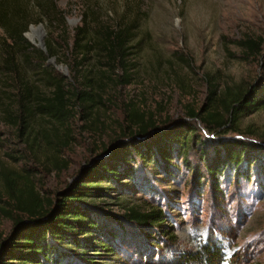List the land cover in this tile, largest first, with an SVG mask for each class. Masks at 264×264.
Segmentation results:
<instances>
[{
	"label": "rangeland",
	"instance_id": "1",
	"mask_svg": "<svg viewBox=\"0 0 264 264\" xmlns=\"http://www.w3.org/2000/svg\"><path fill=\"white\" fill-rule=\"evenodd\" d=\"M54 1L64 11V21L61 25L50 24L45 18L32 20L29 25L37 29V35L25 37L35 47L44 48L48 40L56 48L60 38H65L70 46L74 27L80 23L81 11L88 4L101 17L117 18L123 14L125 18L137 19L129 54L134 62L131 77L127 82L119 81L116 74L122 70L117 67L112 74L115 80L103 79L101 94L105 100L92 105L90 125L86 123L85 110L76 101L71 104L73 112L66 124H58L47 115H36L31 128H21L4 122L0 114V162L20 174L15 177L17 185L29 181L42 196L53 198L78 177L84 164L104 155L103 146L108 148L115 143L121 126L127 123L124 103L129 100L160 122L187 120L197 127L186 155L192 165L195 152L204 156L205 144L214 134L195 118L188 119L185 112L188 108H206L208 80H214L219 90L224 83L242 87L260 83L264 89V0ZM37 24L42 25L43 46L38 44ZM30 32L27 27L25 33ZM245 37L260 39V53L244 54L238 40ZM65 53L63 46L46 57L44 63L79 87L73 62ZM89 62L98 65L93 58ZM236 122L239 129L249 126L254 131L243 135L227 131L224 136L264 145V136L259 133L264 131V104L238 116ZM54 131L59 137L68 133L70 136L65 144H57L56 151ZM184 154L185 150H173L167 167L150 162L145 172L133 171L132 177L122 175L120 180L127 185L113 187L108 182L112 185L108 192L95 198L102 199V205L115 213H121L123 205L140 209L159 207L164 214L162 228H149L147 238L144 227L125 224L123 231L111 239L113 249L104 251L108 255H94L93 262L72 260L70 264H206L198 256L206 241L218 248L220 264H264V152H251L255 159L249 166L248 178L243 177L242 165L217 173L215 180L221 195H213L205 178L199 183L193 181L190 165L183 162ZM63 159L65 165L61 166ZM128 162L135 167V161ZM256 162L263 166V171L257 169ZM118 194L122 197L119 203L114 200ZM11 225V220L0 214L3 235ZM92 235L93 239L98 236L95 231ZM187 254L192 257H181ZM59 263L63 264L64 259Z\"/></svg>",
	"mask_w": 264,
	"mask_h": 264
},
{
	"label": "trees",
	"instance_id": "2",
	"mask_svg": "<svg viewBox=\"0 0 264 264\" xmlns=\"http://www.w3.org/2000/svg\"><path fill=\"white\" fill-rule=\"evenodd\" d=\"M80 15L70 46L65 38H60L56 48L48 40L44 48H39L24 35L29 23L45 18L50 24L62 25L64 11L54 0H0V114L4 122L31 128L34 116L47 115L58 124H66L73 112L71 104L76 101L85 110L86 123L90 125L92 105L105 100L101 94L103 79L115 80L113 69L119 67L122 73L116 74L118 80L129 81L134 64L129 54L134 45L137 16L101 17L92 4L85 5ZM238 43L245 55L260 53L259 38L245 37ZM63 46L73 62L74 79L79 87L65 81L64 76L44 63L46 57ZM91 58L98 65L89 62ZM181 59L187 61L184 56ZM216 86L214 80H208L206 108H188L185 112L188 119L195 118L214 134L205 144L204 156L195 152L192 165L186 155L192 148L197 127L187 120L160 122L151 112L146 115L147 111L133 100L124 103L127 123L121 126L115 143L108 148L103 146L104 155L84 164L77 172L78 177L53 198L42 196L29 181L17 185L15 177L20 174L0 162V214L12 222L6 234L0 231V264H60L63 259L65 264L78 259L93 262L94 255H108L104 251L113 249L111 239L123 231L125 224L144 227L145 237H150L149 228L158 230L163 226L161 208L123 205V211L115 213L102 205L101 198H95L108 192L112 187L108 182L113 183V187L127 185L120 177H132L136 170L145 172L150 162L167 167L173 150H185L183 162L190 165L193 181L199 183L205 178L213 195H221L215 179L224 168L239 169L242 165L243 177L248 178L249 166L255 159L251 152H264V145L223 134L228 131L243 135L254 131L249 126L239 129L236 119L264 104V89L260 83L247 87L224 83L220 90ZM259 133L264 136V131ZM42 135L48 142L44 129ZM68 135L59 137L54 131L55 151L57 144L66 143ZM117 138L120 140L115 141ZM24 139L27 140V135ZM129 160L135 161V167ZM55 164L64 166L65 160L59 164L55 161ZM256 166L263 171L261 164L256 162ZM120 195L114 197L118 203L122 199ZM94 231L98 235L95 240ZM198 251L206 264H220L218 248L212 241H206ZM181 257L188 259L192 255Z\"/></svg>",
	"mask_w": 264,
	"mask_h": 264
},
{
	"label": "water",
	"instance_id": "3",
	"mask_svg": "<svg viewBox=\"0 0 264 264\" xmlns=\"http://www.w3.org/2000/svg\"><path fill=\"white\" fill-rule=\"evenodd\" d=\"M28 27H29V29L31 28L30 25H28ZM37 27H39V38H38V44H39L40 46H43V42H42V40H41V38H40V34H42V27L40 26V24H37ZM25 34H27V33H25V31H24V35H25Z\"/></svg>",
	"mask_w": 264,
	"mask_h": 264
},
{
	"label": "bare ground",
	"instance_id": "4",
	"mask_svg": "<svg viewBox=\"0 0 264 264\" xmlns=\"http://www.w3.org/2000/svg\"><path fill=\"white\" fill-rule=\"evenodd\" d=\"M40 26L42 27L41 24H40ZM37 28H39V27H37ZM30 29H31V32L29 34L27 33L28 36L34 37L35 35H37V29L36 28L31 27Z\"/></svg>",
	"mask_w": 264,
	"mask_h": 264
}]
</instances>
